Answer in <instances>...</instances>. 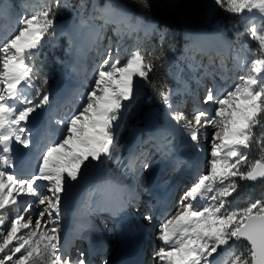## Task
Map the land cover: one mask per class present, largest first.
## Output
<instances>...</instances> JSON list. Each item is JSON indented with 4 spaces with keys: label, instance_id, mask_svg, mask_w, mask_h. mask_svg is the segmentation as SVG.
<instances>
[{
    "label": "snow or ice",
    "instance_id": "1",
    "mask_svg": "<svg viewBox=\"0 0 264 264\" xmlns=\"http://www.w3.org/2000/svg\"><path fill=\"white\" fill-rule=\"evenodd\" d=\"M135 2L150 7L149 0ZM211 3L242 21L231 40L223 25H215L213 36L228 55L210 56L211 65L220 69L222 79L228 60L232 70L243 74L228 89L217 87L216 71L205 70L196 77L195 92L187 82L182 89L158 91L169 126L188 147L199 150L201 136L210 135L211 158L204 174L177 198L175 210H165L156 228L160 244L153 252L154 264H264V199L235 207L231 201L242 184L264 183V0ZM63 10H74L79 27L89 29L87 52L95 51L97 58L88 89L78 93L82 102L76 110L58 115L60 104L45 115L51 96L34 61L57 35L67 34L56 24ZM141 29L145 35L156 32L119 0H25L18 6L0 0V264H92L89 254L79 251L73 257L68 245L62 246L57 226L62 194L87 178L93 161L118 159L115 128L121 112L143 85L154 86L151 74L159 57L139 47L129 51L123 44L125 35ZM109 31L115 39L104 44ZM245 37L251 45L242 42ZM87 52L77 50L73 70L80 75L87 73ZM209 76L212 86L205 83ZM174 96H192L191 112L185 111V99ZM201 102L211 105V112L199 107ZM30 124L41 129L38 164L35 172L23 173L29 178H21L9 170L16 169L20 149L32 147ZM253 144L258 154L250 160ZM143 156L141 152L129 162L132 172H138L137 165L150 167ZM94 195L85 201V212L118 214L136 199L129 192L115 201L95 202ZM153 218L151 213L143 217L147 224Z\"/></svg>",
    "mask_w": 264,
    "mask_h": 264
},
{
    "label": "rangeland",
    "instance_id": "2",
    "mask_svg": "<svg viewBox=\"0 0 264 264\" xmlns=\"http://www.w3.org/2000/svg\"><path fill=\"white\" fill-rule=\"evenodd\" d=\"M10 1L12 2V4H16L18 6L21 3H24L25 0H5V3L8 4V3H10ZM160 1H162L169 10L176 9V7L180 4V0H160ZM207 1L210 2L211 6H213V4L211 3V0H205V2H207ZM73 2L75 3L76 0H73ZM155 2H157V0H155ZM119 3H121V5H123L124 7H126L121 1H119ZM9 6H11V4H9ZM17 10L19 11V8H17ZM141 10H142V8H141ZM71 12H72V10H63V11L58 13L56 19H59V20L60 19L61 20L67 19L70 16ZM130 13L133 17L139 18L140 20L143 19L145 25H151L152 27L157 26L155 21H152L151 19H148L141 14H133L132 12H130ZM66 21H63L62 24H57L58 28H62V25L66 24ZM217 23L223 25L224 32H226V33H228V31H229V27L227 28V25L232 24V27H233L235 32L242 28V21L239 18L234 17L232 15H225L223 19L219 20L218 22H216L213 25L212 30L209 33H207V35L209 34L211 37H214L213 36V30H214V27ZM79 25H80V20L78 18V24H77V27H76L75 31L73 32V34L69 35V37L67 39L62 38L63 35H59V37L57 35L53 45H51V46L46 45L41 50L40 54L38 55V57L34 61L35 66L40 70L41 74L47 79V84L45 85V88L50 93V96L54 97V99H51V100H55L57 98L55 95L57 93V90H56L57 84H61L63 79H65L66 81H68V79H69L68 76H70V75H68L66 72V69L70 70L68 67V63H67L69 54L72 53V51L75 47H79V45L82 46L81 44H78V43H80L82 41V39H84L83 35H84V29L86 27L80 28ZM169 33H170L169 30H167L166 28H164V29L161 28L159 30V32L158 31L154 32V35L151 37H146L143 35H140L139 37H135V35L133 33H131V34H127L129 36H127V35L124 36L123 44L129 51H131L133 48L139 47L142 52H154L158 57L162 51L167 52V57H168L167 59L170 63L169 65L173 66V70L171 71L172 72L171 80H172L174 86L172 89H178V88L182 89L183 87H185L184 82H187V86H189L192 89V91L195 92L193 86L196 82V77H198L200 74H202L205 70H214L217 72V75L215 76V81H216V85L218 88L228 89V88L232 87L235 82H238L239 75H242L243 73L240 71L233 72L231 65L230 66L228 65L227 70H225L222 74L224 78L223 79L221 78L220 69L219 68H213L211 65V61H210L209 57L210 56L213 57V56L211 55L212 52L207 53L208 50H206V49L208 47L206 45L204 46L205 48L201 49L199 52L197 51V49H196V51H191L188 46H185L183 49H180L179 46L176 44L174 39H168ZM162 34L165 37L164 39H161ZM207 35L205 34V36H206L205 43L208 42L209 44H211L210 40H209L210 38ZM106 37H108V38H106ZM106 37H105L106 39H105L104 44H106L108 42V40H114L115 39V36L110 31L106 33ZM73 39H74V42L71 41ZM192 41H193V39H192ZM102 42H104V41H102ZM242 42H244V40ZM87 46H88V44H87ZM90 53H91V59H90L89 65L87 67V73L85 74V77H82V80L80 83L81 87L79 88V90L77 92V96H76L77 98L75 99L74 103L68 102L69 105L74 104L73 108H71L70 106L68 107V106L63 105V108H64V106L66 107L65 109H67V112L76 108L77 105L82 102L81 98L78 96V93L86 91L88 89L90 83H91V71H92L94 60L97 57H96L95 51H92ZM198 54H199V56H198ZM202 65H203V67H202ZM174 68H176V71ZM191 73H194L195 77L187 79V77ZM205 83H207L210 86L211 85L210 83H212V77L209 76L208 79L205 81ZM37 86H39V84H37ZM200 91H203L201 94V96H203L204 95V89H200ZM173 99L174 100L185 99L187 101V103L185 105V111H187L189 113L191 112V109H192L193 103H194L192 96H186V97H175L174 96ZM125 103L127 104V102H125ZM66 105H68V104H66ZM57 106H55L54 103H51L47 107V109L45 110V115L47 114V112H51ZM155 106L159 107L160 111H161V108L164 105L161 103L160 98L157 102H154V101H151L150 99L143 100V98L140 95H138L137 98L132 101L131 105H129L128 107H126L122 110L121 115L119 117V120L117 122V126L115 128V133L118 137L119 147H118V149L114 155H115V157H118V159H115V158L112 160L106 159V161L102 162V163L93 161L91 163L92 165L90 164L93 167V169L91 171H93L95 173L97 171L96 169H97V167H98L97 165L99 163L100 164L99 169H102L103 167L106 166L108 168V172H113L123 185H127L131 181L134 185L133 188L135 187L134 189L136 191H139L140 194L145 193V192L149 194L148 184L152 185L153 180H155V179L157 180L159 175L161 174V172L164 170L165 165H166V163H164V160H163L164 158H161V157L159 158V156L157 157L155 155L156 153L152 154V151L147 150L148 152L147 151L144 152L145 156H143L141 158L145 159L146 162L150 165V167L139 168V166L137 165L138 172L134 173L128 167L129 162L131 161V157H130V155H128V153L130 152V148H129L130 146L129 145L132 146L134 144L135 139L138 137V131H140V123L143 122V113L147 112L148 109H150V110L153 109ZM202 108H207V110H209L210 112L212 110L211 105H207V106L204 105V106H202ZM59 114H60V111L58 110V115ZM64 114H65V112L61 113V115H64ZM160 116H161V112H160ZM160 119H161V117H160ZM208 131H209V133H211L212 130H208ZM175 132H176V138L173 140V141H175L173 147L170 145L172 143V139L164 137L169 142L167 152H168V155H170V159L171 158L173 159L174 156H176L181 150H186V153H188V154L190 153L192 155L193 153L190 150V147L186 146L183 149H181V147H183V145H185L186 143L184 142V138L182 137V135L177 130H175ZM152 134H156V133H152ZM147 141H148V139H146V138L141 139V141L139 142V146L143 147L144 143ZM131 142H132V144H131ZM151 144L152 143H150V145ZM201 146L204 147V150L202 153V161L207 163V161L211 158V156H210V152H211L210 135L208 138L201 136ZM135 150L137 152H135L133 154L134 157H136L140 154L138 148H136ZM183 168H185V167H182V169ZM91 171L88 170L89 173L87 174V176L90 175ZM128 171L132 172V173H128ZM204 172H205L204 170L200 171L198 174V177H199V175L204 174ZM173 174H174V176H173ZM172 176H173V178L170 176V173H168V175H167L168 181L165 182L166 186H168L169 189H171V194H172V199L169 202L171 209L168 211V214H171V211L175 210V204H176V200H177L178 196L182 195L183 191H185L187 188V186H185L183 184V182H180V179H177V172H173ZM170 177L174 181L170 180L171 179ZM198 177H197V179H198ZM142 178L146 179V184L145 183L143 184L144 181L142 180ZM82 181H84V180L82 179V180H80L79 183L72 184L69 187L68 191L66 193H64V196L66 197V199L68 198V202L70 200V197L72 196L71 194L76 193L74 191L75 188L84 187V185L81 183ZM158 182H160V180H158ZM44 183H46V182H44ZM161 183H162V181H161ZM192 183H190V184H192ZM153 184H154V182H153ZM129 185H132V184L130 183ZM129 185H127V186H129ZM156 185H157V183H156ZM92 186H93V184L90 185L89 188L93 189ZM44 190L46 191V189H44ZM175 192H178V194H177L178 196L176 195V197H175ZM240 192L241 191L236 193L231 198L233 207H235L237 205L242 206L249 201H254L257 199H264V194L259 195L260 194L259 192L258 193L257 192L256 193L250 192V197L248 196V198L245 197L244 200H241L238 197L240 195ZM79 194H83V193L79 192ZM146 195L147 194H144L145 197H146ZM251 195H253V197ZM145 197H142V199L140 198L139 202L136 203L135 207L133 208L135 213H137L139 211L138 217H137V215L135 216V214H132V219H130V222L127 224V226L124 227V231L129 232V233H127L128 236L129 235H131V236L135 235L136 237H138V239L134 240V241H138L141 238V236H143V234L140 236L137 233H134L133 229H131V228L135 227V232L141 233L142 230L147 228V226H148V224L143 219L144 214L141 213V211L146 210L147 206L149 208V205L143 201V198H145ZM233 198H237L236 203H234ZM146 211L150 212L154 217L152 223L150 224L149 232L151 235L150 236L151 242L148 246V250L153 251L160 244V242L156 239L155 233H156V228H157L158 224L160 223L161 218L164 216L165 213L155 212L153 214V211L150 209H148ZM65 214L70 216L69 213H65ZM65 214H64V216L67 217ZM33 215H35V213H33ZM64 216H62L61 218L64 219ZM137 218H138V220H137ZM60 221H61V219H59L57 226L60 229V235H61V233L64 232L65 227L68 228V221L66 222L67 224L65 223L66 226L64 225V223L60 224ZM45 222H46V226H47V224H48L47 218H45ZM98 222H100V221H98ZM105 223H106V221H105ZM145 225H146V227H145ZM98 226H100V232H101V229L103 231V227H102L103 223L99 224ZM76 227H77V225H76ZM114 232H115V230H114ZM108 234L109 233H105L104 236H105L107 242H109V244H110L109 248L106 249L104 251V253L101 254L100 256H96L95 258L90 257L92 264H102V259H108L111 256V254L115 251V248L119 247L120 237H117L116 235L109 237ZM134 239H136V238H134ZM121 243H122V241H121ZM116 251H117V249H116ZM76 255H77V253H76ZM76 255H74V257ZM150 259H153V253L150 254ZM149 264H154V261L150 262Z\"/></svg>",
    "mask_w": 264,
    "mask_h": 264
},
{
    "label": "trees",
    "instance_id": "3",
    "mask_svg": "<svg viewBox=\"0 0 264 264\" xmlns=\"http://www.w3.org/2000/svg\"><path fill=\"white\" fill-rule=\"evenodd\" d=\"M121 1L133 14H141L144 17L155 21L159 26H163L169 30L168 39H174L180 49H183L185 44L190 40L188 36L189 32H209L213 25L219 20L223 19L226 12L218 7L211 6L210 2L205 0H180V4L174 10H169L162 1L155 2V0H149L150 7L143 8L138 5L135 0H119ZM142 8V10H141ZM67 20V21H66ZM63 24L66 35L72 32L77 24L78 17L76 12L72 10L70 16L67 19H56V24ZM229 27L228 34L235 33L232 24L227 25ZM65 35V36H66ZM247 40V38H246ZM167 52L162 51L159 55L156 71L151 74L152 85H143L140 89V96L143 100L150 99L156 102L159 98L158 91L173 86L171 81V71L173 66L169 65L167 59ZM140 129L146 130L143 122L140 123ZM249 159L254 160L257 158L258 150L255 144L249 150ZM239 199L244 200L245 197H250V192L264 194V183L258 186L251 187L248 184H242L240 188ZM253 197V195H251ZM234 203L237 202V198H233Z\"/></svg>",
    "mask_w": 264,
    "mask_h": 264
},
{
    "label": "bare ground",
    "instance_id": "4",
    "mask_svg": "<svg viewBox=\"0 0 264 264\" xmlns=\"http://www.w3.org/2000/svg\"><path fill=\"white\" fill-rule=\"evenodd\" d=\"M25 2V1H24ZM131 14V13H130ZM131 34V33H130ZM129 36V35H127ZM89 37V29L86 27L84 29V35H83V38H87ZM73 85H74V82L71 78V75L69 76V80L67 83L64 84L63 87H61L59 90H58V97L59 98H62L61 100L57 101V102H60L61 104L67 106L66 104H68L63 96L66 94V93H69L72 89H73ZM58 99V98H57ZM56 102V101H55ZM201 104H203L201 102ZM64 106V107H65ZM63 108V107H61ZM76 108L72 109L71 111H75ZM161 125L159 126V129H172L170 126H169V121H168V118H167V113H166V109L165 107L163 106L161 108ZM63 116V115H61ZM209 130H212V129H209ZM132 144V142H131ZM187 145H183V147H181V149H183L184 147H186ZM190 150L192 151V155L189 153H186V150H181L172 160H168V164H167V169H168V166H171V169L175 168V167H178L179 166V160H183L186 164V167L181 169L182 171V174H185V170L186 169H195L196 166L198 164L201 165V169H205L208 165L206 162L202 161V153H203V150H204V147L201 146L199 150H194L192 148H190ZM132 160V159H131ZM92 165V164H91ZM91 165H89V169L93 168ZM181 167H179L177 170L175 171H178ZM200 170V169H199ZM91 171V170H90ZM174 175V174H173ZM97 177L100 179L99 180V184L100 186L104 189V191L106 192V194L108 195L107 199L108 201H115V200H118L121 196H124V195H127L126 194V189L129 187L130 190H132V194H139L138 191H136L134 188H133V185H129V186H123L121 184V182L111 173V172H108L107 174L105 175H97ZM162 179L165 178V175H162L161 176ZM154 182V186H160V185H156V180H153ZM171 186V185H170ZM191 185H188V187H190ZM93 187V186H92ZM187 187V188H188ZM165 190H163V193H164V196H167L168 198V190H167V187L164 186L163 187ZM75 192H82V189L80 188H75L74 190ZM94 193H96L95 195L98 194V191H94ZM178 194V192H177ZM82 195V194H81ZM119 195V196H118ZM76 196L72 195L70 197V202L71 201H74V198ZM145 197V196H144ZM146 198V197H145ZM79 203V206L81 205V200L78 201ZM74 204V207H77V201L73 203ZM129 213L128 212H125L122 211V212H119L117 214V217H118V221H117V229H111L110 232L111 234H113V231L117 230V236L120 237V244H119V247L117 248V251L114 252V254L110 257V259L108 260L109 262H112L113 260H117L118 258H120V256H123V253L126 251V250H129L132 245L136 242L134 240H137L138 237H136L135 235L131 236V235H127V233H129L128 231H124V227L127 226V224L130 222V219H132V214H134V211H132V209H129ZM79 210H76V212H79ZM75 211L73 212H69L70 214V220L68 221V231H66V233H69L71 234L72 237H75L76 236V225L78 227V225L80 224L81 220H80V217L78 216H75L74 213ZM108 212H111V210H109ZM112 213V212H111ZM103 215H105L104 213H101ZM100 218H96L95 221H92L91 220V215L89 214V217H88V222L87 224H84L83 226L86 227V229H89L92 233L94 234H100L101 232L104 233V231H102L101 229V232H100V226L99 225V220ZM102 220V219H101ZM105 219L102 220V222H104ZM97 221V222H96ZM106 221V220H105ZM67 224V223H66ZM65 224V225H66ZM106 224V223H105ZM126 224V225H125ZM149 225L147 226V228L144 229V233L145 235L147 236L148 235V229H149ZM103 227V226H102ZM101 227V228H102ZM130 229V228H129ZM100 232V233H99ZM143 233V234H144ZM100 237V235H99ZM136 238V239H134ZM141 240L140 243H142V241H144V235L141 236V238L139 239ZM122 241V243H121ZM103 244H104V241H103ZM108 246V245H107ZM76 254V253H75ZM153 259H150L149 258V263L150 262H153L152 261Z\"/></svg>",
    "mask_w": 264,
    "mask_h": 264
},
{
    "label": "water",
    "instance_id": "5",
    "mask_svg": "<svg viewBox=\"0 0 264 264\" xmlns=\"http://www.w3.org/2000/svg\"><path fill=\"white\" fill-rule=\"evenodd\" d=\"M144 117V125L146 126L147 129H154L158 126V119H159V109L158 108H153L143 114ZM107 171L106 168L101 170L102 174H105ZM251 184V183H249ZM256 184H251L252 186L257 185Z\"/></svg>",
    "mask_w": 264,
    "mask_h": 264
}]
</instances>
